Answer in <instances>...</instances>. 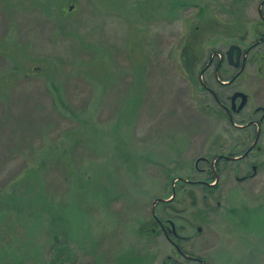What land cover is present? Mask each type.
<instances>
[{"label":"rangeland","instance_id":"rangeland-1","mask_svg":"<svg viewBox=\"0 0 264 264\" xmlns=\"http://www.w3.org/2000/svg\"><path fill=\"white\" fill-rule=\"evenodd\" d=\"M261 1L0 0V264H198L158 230L173 208L188 254L264 264V123L260 152L223 160L245 137L219 82L229 48L261 38ZM254 47L232 86L258 120ZM210 167L216 191L197 184Z\"/></svg>","mask_w":264,"mask_h":264},{"label":"flooded vegetation","instance_id":"flooded-vegetation-1","mask_svg":"<svg viewBox=\"0 0 264 264\" xmlns=\"http://www.w3.org/2000/svg\"><path fill=\"white\" fill-rule=\"evenodd\" d=\"M261 2L264 3V0L261 1ZM263 20H264V18H263ZM262 26H264V22L262 23ZM260 37L261 38H259L256 41V43H258V42L260 43V42L264 41V31L263 30L261 32V36ZM256 43L255 42L251 43V44H249L250 46L243 47V50L241 49L242 50V55H243V60H242V55H240L241 56V60H240V63H239V69H236L234 66H232L230 64L229 59H228V55H227L228 64L231 67L234 68V70L236 71V74L231 76V78L228 79V83H224V82H221V81H219V82L222 83L224 88L230 89V91H229L230 93L234 92V95L237 94V93H240V94L242 93V92L238 91V89L233 88L235 86H232V85L237 82L238 75L243 74L244 71L246 70V66L245 65H247V62H245V60H244V55L248 51H250L251 49H252L251 51H253L255 49L254 45ZM233 46H235V45H233ZM230 48H229V50H230ZM235 55H237V51L236 50L234 51V55H232L233 56V62L236 64V62H237L236 57L237 56H235ZM218 67H219V65H218ZM201 87L202 88H200V89H202L205 92L211 94V96H213V99H215L217 101V103H219V101H218V99L216 97V94L214 93V91L212 89H210V87L208 86L207 83L202 82L201 83ZM242 94H244V93H242ZM234 95H232V96H234ZM229 100H230V105L227 108H223L225 110L224 111L225 114L224 113L223 114H224L225 118L228 117L229 123L231 124V126L235 127V130H238V131H242L243 130V137H245V138L243 139L244 140V144H241L239 146V149H243L241 155L237 156V158L235 157L233 159L230 158V159H223V160H227V161L229 160V161H234V162L238 163V162L246 160L249 156H251V154L253 152H255V151L260 152L261 151L260 150L261 147H259V145L257 144L260 141V139H261L260 133L256 131L257 133H255V135L252 136V134H250V135L248 134V130H249V128H253V126H254V128L256 126V127H259L258 129H261L260 124L262 126V124L264 123L263 122V120H264L263 116H261L258 120H256L257 118H254V117L259 115L260 113L263 114V108H257L252 115L248 116V115H245V111H244L246 109V107H247V104H248L247 100H246L245 105H243V107L241 109H240V106L242 104V99L240 97L237 98L234 102H233V99L231 100V98H229ZM228 110L236 111V112L238 110L239 111L238 114H241V115H242V112H243V118H242L243 121H241V123H238L234 119H231L232 115L234 113L231 112V114H232L231 115L228 112ZM247 125H250V126H247ZM248 139L251 141L250 145H247V143H245V140H248ZM255 168L253 167V171H254ZM196 170H198L197 166H196ZM206 172H207L208 175H210V174L214 175V182L211 185H209V186L204 181L203 182L200 181L197 184L202 185V187H205V189L210 187L213 191L214 190L216 191V189L218 188V183H219L218 174L217 173L215 174L216 171H215V169L212 170V167H210ZM250 177L251 176H248V175H246L244 177L236 176V181L239 182V183H243V181L245 182V180H248ZM185 183L186 184L188 183V184H191V185L192 184L195 185V183H193L192 181L190 182L189 180H185ZM203 183H205V184H203ZM170 199L173 200V202H175L174 200L176 198H174L173 195H172V198H170ZM171 200H169V201L168 200H166V201L163 200V203L168 204V205L169 204L172 205L173 202L169 203ZM206 212L208 214V211H206ZM180 214H181L180 210L173 208V209L164 210L161 213V215L158 216V217L155 216V218H157L156 221H157V224L159 226L158 230L160 231V234L165 237L164 239H166L174 247L175 252H176L175 255L177 257L185 258V259L189 260L190 263L205 264V261H203L201 259H198L197 256L195 257L194 255L188 254L187 250L184 248V246L186 244H189V243H191L194 240L193 239L194 236H191L192 234L191 235H187L186 234L185 236H183L182 233L185 231L184 230L185 228H181L180 229L179 227L175 226L174 222L177 221L178 218H180L179 217ZM154 226H155V224H154ZM153 227H152L151 230H153V232L156 233L157 232V228H153ZM196 230H197V233H201L202 232V229L200 227H197ZM171 258H174V257L172 256Z\"/></svg>","mask_w":264,"mask_h":264},{"label":"water","instance_id":"water-1","mask_svg":"<svg viewBox=\"0 0 264 264\" xmlns=\"http://www.w3.org/2000/svg\"><path fill=\"white\" fill-rule=\"evenodd\" d=\"M237 51V55H235V56H237L236 57V59H237V62H236V64L233 62V56L232 55H234V51ZM227 55H228V59H229V62H230V64L232 65V66H234L236 69H239V63H240V60H241V56L240 55H242V50H241V48L239 47V46H232L231 48H230V50L228 51V53H227ZM241 98L242 99V104H241V106H240V109L243 107V105H245V103H246V100H247V97H246V95H244V94H240V93H237V94H235L233 97H232V99H233V102L237 99V98ZM256 168L254 169V174H256Z\"/></svg>","mask_w":264,"mask_h":264}]
</instances>
